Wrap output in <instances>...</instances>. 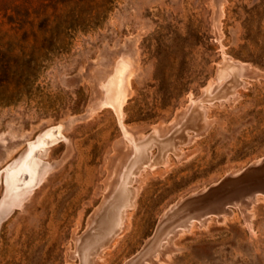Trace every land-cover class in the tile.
<instances>
[{
    "label": "rangeland",
    "instance_id": "obj_1",
    "mask_svg": "<svg viewBox=\"0 0 264 264\" xmlns=\"http://www.w3.org/2000/svg\"><path fill=\"white\" fill-rule=\"evenodd\" d=\"M224 56L243 66L234 89ZM121 61L119 114L103 101ZM194 103L202 127L131 174L135 196L104 235L131 139L166 140ZM56 127L37 149L43 178L0 221V264H81L102 235L88 262L127 264L185 205L264 183L249 170L264 165V0H0V203L4 169ZM252 197L173 228L142 264H264V192Z\"/></svg>",
    "mask_w": 264,
    "mask_h": 264
},
{
    "label": "bare ground",
    "instance_id": "obj_2",
    "mask_svg": "<svg viewBox=\"0 0 264 264\" xmlns=\"http://www.w3.org/2000/svg\"><path fill=\"white\" fill-rule=\"evenodd\" d=\"M224 58L226 60V64L225 66L220 67L219 78L230 72L231 81L228 84V87L234 89L235 87L232 86L234 85L235 78L243 66H235L233 63H229L227 61L228 57L226 58V56H224ZM118 64L119 65L116 67L117 70L115 74L110 77L107 84L105 85V100L103 101V105L109 104L114 107L117 113L121 114L128 89L125 77L126 72H123L125 69L121 71L120 68L122 66L127 68L128 65L122 61L118 62ZM228 91L230 90L225 89L222 96H224ZM198 105V103H194V107L192 108V113L189 118L179 129L176 130L173 135H171L166 140L161 142L159 141L157 143V138L153 136H150L146 140L140 142H135L134 139H131L133 142V156L130 163H128V165L125 167L121 176L117 197L112 205L114 208V213L109 222L104 225V235L107 234L108 230L112 229L113 227L121 225V210L124 207L130 205L132 198L135 196V192L127 186L131 174L136 173L138 168H140L143 164L152 165L154 163L165 161L166 153L168 151L176 152L178 144L185 140V128L198 129L202 127L205 118L203 117L204 114H202L203 112L201 113ZM57 129L58 128L56 127V129L54 128L48 130L44 134L40 135L37 138L36 143H32L30 145L24 156H22L14 164L9 163V165H7V167L4 169V197L0 203V221L6 216V214L12 211L14 207L19 206L22 199L31 192V188L38 184L43 178L45 173V165L38 158L37 149L43 146L46 147V145L56 142L57 137H55V135H59L57 133ZM154 143L158 145L159 153L155 157H152L150 150ZM180 153L184 154V152L179 151L178 154ZM256 191L264 192V183L251 182L250 184L244 186L235 184L232 188L228 189L222 194L219 192L212 194L213 196L209 197L208 199L205 198L203 202H199V204L196 206H190V203L185 205L182 208V213H176L174 216L169 218L168 222L157 226L152 239L135 257L128 261L127 264H142L143 261L149 260L150 255L156 250L157 243H159L162 239H165V236H167L173 228L184 226L191 219H202L206 214L209 213L218 214L222 211H225V206H227L228 203L236 204L242 208V206L247 204L249 200L251 201V198H253V193ZM104 235L92 238L90 241L88 239L83 242L79 252L81 264H92L91 261L88 262L87 257L94 249L98 241L105 237Z\"/></svg>",
    "mask_w": 264,
    "mask_h": 264
},
{
    "label": "water",
    "instance_id": "obj_3",
    "mask_svg": "<svg viewBox=\"0 0 264 264\" xmlns=\"http://www.w3.org/2000/svg\"><path fill=\"white\" fill-rule=\"evenodd\" d=\"M263 169H264V165H262L260 167L256 166V167L249 168L250 171H256V172H261V170H263ZM228 182H231V181H228Z\"/></svg>",
    "mask_w": 264,
    "mask_h": 264
}]
</instances>
